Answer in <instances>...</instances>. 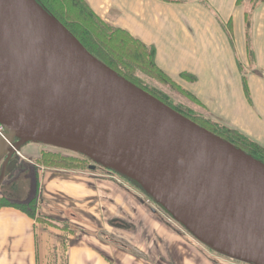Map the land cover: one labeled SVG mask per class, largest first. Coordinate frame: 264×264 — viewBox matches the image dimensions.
I'll return each instance as SVG.
<instances>
[{"label":"water","instance_id":"95a60500","mask_svg":"<svg viewBox=\"0 0 264 264\" xmlns=\"http://www.w3.org/2000/svg\"><path fill=\"white\" fill-rule=\"evenodd\" d=\"M0 186L28 144L141 188L208 250L264 264V163L91 54L37 0H0Z\"/></svg>","mask_w":264,"mask_h":264},{"label":"crops","instance_id":"0c3cea01","mask_svg":"<svg viewBox=\"0 0 264 264\" xmlns=\"http://www.w3.org/2000/svg\"><path fill=\"white\" fill-rule=\"evenodd\" d=\"M85 1L104 21L153 46L157 65L214 122L264 147V4L251 18L252 59L239 0ZM245 64L261 72L248 77L247 91L240 70ZM29 146L37 156L28 155ZM44 151L27 145L21 163L25 172H36L38 212L53 226L14 207L0 208V264H47L61 241L68 244L67 264H243L215 258L120 176L47 168L38 163Z\"/></svg>","mask_w":264,"mask_h":264},{"label":"trees","instance_id":"16d2710c","mask_svg":"<svg viewBox=\"0 0 264 264\" xmlns=\"http://www.w3.org/2000/svg\"><path fill=\"white\" fill-rule=\"evenodd\" d=\"M51 14H53L64 26L72 32V34L85 46V48L97 57L99 60L108 65L111 69L118 72L128 81L144 89L154 95L165 104L174 108L187 118H190L200 126L215 133L223 139L230 141L237 147L241 148L254 158L264 163V147L252 141L247 136L237 130L230 129L220 124L211 121V118L206 119V124L199 123L194 117L185 113L179 107L171 104L166 97L159 94L149 85L145 84L139 73L162 81L164 83H174L156 63V49L153 46L144 44L139 39L133 37L128 31L105 23L99 18L88 6L85 0H37ZM184 77L191 79L190 76L184 74ZM190 97L196 98L189 92L185 91ZM191 114V111H190ZM215 127H220L221 131L214 130ZM88 161V160H87ZM38 163L44 167L63 169L68 171L81 170L91 171V165H83L81 161L60 157V155L51 152H43ZM121 177V176H120ZM123 178V177H121ZM129 184L133 185L141 192L133 182L123 178ZM144 193V192H143ZM14 207L30 218L35 219L41 225H52V222L47 216L38 212V198H34L29 206L21 205L20 203H12L7 198H0V208ZM69 229L63 228L62 231L67 233ZM70 233V232H68ZM68 244L64 241L59 243L55 252L57 256H53L47 260V264H67Z\"/></svg>","mask_w":264,"mask_h":264},{"label":"rangeland","instance_id":"374dc122","mask_svg":"<svg viewBox=\"0 0 264 264\" xmlns=\"http://www.w3.org/2000/svg\"><path fill=\"white\" fill-rule=\"evenodd\" d=\"M262 4H264V0H239L238 3L236 4V6L244 8V11H245L248 54H249V56L252 59H254V52H253L252 46H251V40H252L251 18L254 15L255 10ZM104 22L107 23V24H110L109 22H106V21H104ZM110 25H112V24H110ZM223 28H225V26H223ZM226 28L232 29L231 25H229ZM230 40L233 43V39H232L231 36H230ZM155 58H156V55H155ZM240 70H242V72L244 74L245 88H246V91H247V86H248L247 79H248V77H250L252 75V73L259 74L261 72L257 71V69L255 68L254 65H252V67H250V66H247L246 64L244 65L243 69L240 68ZM139 75L142 77V79H143L145 84L149 85L154 90H156L159 94H162L164 97H166L167 100L171 104H173L176 107L178 106L179 109H182L185 113H187L190 116L194 117V119L196 121H198L199 123H203L204 124L206 119L209 117L208 111L197 100H195L194 98L190 97L186 92H184V89L178 84L177 81L173 80L174 83H172V82L164 83L162 81H158L156 79H152V78H150V77H148V76H146L145 74H142V73H139ZM182 78L188 79V78H186L184 76H182ZM190 111H191V114H190ZM211 121H213V120L211 119ZM205 124H206V122H205ZM212 127L216 131H221L220 127H215V126H212ZM34 145L40 146L41 150L42 149L46 150L44 152H51L53 154L60 155V157L72 158V159L81 161L82 164L86 165V166L89 165V164L91 165V162L88 159H85V158H83V157H81V156H79L77 154H74V153H71V152H67V151L47 148V147H44V146H41V145H37V144H34ZM21 153H22V151H21ZM38 153L39 152L36 151L35 147L29 146L28 155L30 157L35 156V155L37 156ZM20 161H21V158H20ZM26 164H28V163H26ZM24 168H25V166H23L21 169H18V171L16 170V172H15V175H16L15 176V180H16V178H19V181H15V183H10V181H8L9 177L6 179V181L4 182L5 185L4 186L2 185V188H3L2 191L4 193L3 194L0 193V198H7L12 203H20L21 205L29 206L31 204L32 200L37 197V192H36V189H37L36 172H33V171H26L25 172ZM47 168H49V167H47ZM97 170H99L100 172L101 171L102 172L105 171V170H102L100 168H98ZM11 176H12V174H11ZM28 177L30 178L29 181H27ZM121 180H123L125 182V184H127L129 187H131L133 189L134 188L136 189V187H134L133 185L129 184V182H127L123 178H121ZM17 184H19V186H20L19 188L17 187ZM29 186H30V188H29ZM138 190L139 189H137V191ZM140 193L145 195L141 191H140ZM16 198H18L20 200H18V202H16V200H15ZM150 201L152 202V204H154V202L152 200H150ZM38 202H39V200H38ZM38 205L40 206L39 203H38ZM153 206L155 207V204ZM159 210H161V209H159ZM59 225L62 226L61 224H59ZM181 230L183 232V235H185V234L189 235L183 228H181ZM210 252L213 254V256H216L215 258H218V259H220L222 261H227L228 260L226 258L219 257L217 254H215L212 251H210ZM228 261H230V260H228ZM230 262H232V261H230Z\"/></svg>","mask_w":264,"mask_h":264},{"label":"flooded vegetation","instance_id":"af4514ba","mask_svg":"<svg viewBox=\"0 0 264 264\" xmlns=\"http://www.w3.org/2000/svg\"><path fill=\"white\" fill-rule=\"evenodd\" d=\"M23 167V165H22V163L21 162H19L18 164H17V171H18V169H21ZM16 172V171H15ZM15 172L14 173H12V176H11V174L8 176L9 177V180L8 181H10V180H13L14 178V175H15ZM11 176V177H10ZM15 180V179H14ZM5 184L3 183V186H4ZM2 185L0 186V193L1 194H3L4 192L2 191Z\"/></svg>","mask_w":264,"mask_h":264},{"label":"built area","instance_id":"2783aa9c","mask_svg":"<svg viewBox=\"0 0 264 264\" xmlns=\"http://www.w3.org/2000/svg\"><path fill=\"white\" fill-rule=\"evenodd\" d=\"M4 133V128L2 126H0V134Z\"/></svg>","mask_w":264,"mask_h":264}]
</instances>
